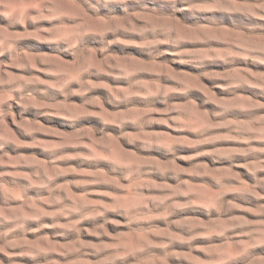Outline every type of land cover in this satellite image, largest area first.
Instances as JSON below:
<instances>
[{
	"label": "clouds",
	"instance_id": "9594fccd",
	"mask_svg": "<svg viewBox=\"0 0 264 264\" xmlns=\"http://www.w3.org/2000/svg\"><path fill=\"white\" fill-rule=\"evenodd\" d=\"M262 69L264 0H0V264H264Z\"/></svg>",
	"mask_w": 264,
	"mask_h": 264
},
{
	"label": "rangeland",
	"instance_id": "374dc122",
	"mask_svg": "<svg viewBox=\"0 0 264 264\" xmlns=\"http://www.w3.org/2000/svg\"><path fill=\"white\" fill-rule=\"evenodd\" d=\"M36 47L44 49V50H49L47 48V46H36ZM127 51H135V50H127ZM177 67H183V68H186L189 71H198L197 69L191 68L189 66H179L178 65ZM209 67L215 68L217 70H222L225 66L224 65H220V64H216V65H210ZM262 70H264V69H262ZM209 83H211V82H209ZM243 91L247 92L250 95H258V93L252 92L251 90H243ZM221 94L223 95V93H221ZM193 95H197V94L194 93ZM74 99H78V98H74ZM208 107H211V106H208ZM25 115L33 117V118H39V119L43 120L46 124H51V125H54V126H56L58 128L65 129V130H70V126L67 123L63 122V121L55 120V119L49 120V119L44 118V117H38L37 114L35 112H32V111L26 113ZM81 123H92V124H96L97 126H99L98 122H96V121H82ZM180 151H181L182 154H188L191 150L182 149ZM153 154L164 156V153H162V152H155ZM41 155H43V154H41ZM204 159H208V158H204ZM209 162H211V161H209ZM221 163H227V162L224 161V162H221ZM246 178L250 179L249 177H246ZM196 214L201 215V216L204 215L203 212H198ZM258 251H264V249L258 250Z\"/></svg>",
	"mask_w": 264,
	"mask_h": 264
}]
</instances>
